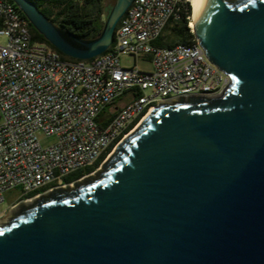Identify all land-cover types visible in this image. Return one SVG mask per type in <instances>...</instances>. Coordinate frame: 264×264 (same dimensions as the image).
Listing matches in <instances>:
<instances>
[{
    "label": "water",
    "instance_id": "obj_1",
    "mask_svg": "<svg viewBox=\"0 0 264 264\" xmlns=\"http://www.w3.org/2000/svg\"><path fill=\"white\" fill-rule=\"evenodd\" d=\"M133 1L115 0L100 36L82 41L12 0L78 61L107 51ZM191 31L229 79L222 94L155 107L97 179L0 229V264H264V0H207Z\"/></svg>",
    "mask_w": 264,
    "mask_h": 264
},
{
    "label": "built area",
    "instance_id": "obj_2",
    "mask_svg": "<svg viewBox=\"0 0 264 264\" xmlns=\"http://www.w3.org/2000/svg\"><path fill=\"white\" fill-rule=\"evenodd\" d=\"M181 3L134 0L105 53L69 62L32 41L29 23L12 0H0V221L5 193L20 192L11 210L82 181L88 174L65 180L118 140L111 152L155 107L222 94L229 79L195 39L191 45H151L170 21L180 19ZM127 57L134 64L121 66ZM140 57L150 71L136 67Z\"/></svg>",
    "mask_w": 264,
    "mask_h": 264
},
{
    "label": "trees",
    "instance_id": "obj_3",
    "mask_svg": "<svg viewBox=\"0 0 264 264\" xmlns=\"http://www.w3.org/2000/svg\"><path fill=\"white\" fill-rule=\"evenodd\" d=\"M38 10L57 28L64 34L82 41H90L98 38L103 29V22L99 20L98 14L101 11V4L103 0H31ZM181 14L178 21H170L164 32L167 33V41L164 42L163 37L160 36L155 42L157 47L162 46H174L176 44L191 45L194 39L193 35L189 33L187 28L188 20L190 16V7L188 1L182 0ZM110 10V9H109ZM109 12V11H108ZM108 12L106 16L108 15ZM117 29V27H116ZM115 29V30H116ZM29 32L31 39L34 42L46 44L51 47L41 35H39L30 25ZM57 52L60 58L64 61L76 62L72 58L62 55L60 52L51 47ZM138 120L132 123L128 128L130 130ZM118 141V140H117ZM111 145L110 148L104 153L92 166L80 169L73 174H70L66 178V182L70 183L83 175H87L93 172L102 162L105 155L108 154L111 148L115 145ZM37 194L34 192L27 196L30 198Z\"/></svg>",
    "mask_w": 264,
    "mask_h": 264
},
{
    "label": "rangeland",
    "instance_id": "obj_4",
    "mask_svg": "<svg viewBox=\"0 0 264 264\" xmlns=\"http://www.w3.org/2000/svg\"><path fill=\"white\" fill-rule=\"evenodd\" d=\"M225 1L228 2V3H232L235 0H225ZM114 2H115V0H103L102 1L101 11L98 14V18H99L100 21L103 22V26H104V23H105V20H106V17H107L106 14H107L108 11H110L109 9H111V7L113 6ZM189 20H190V16H189V19H188V23H189ZM187 28L189 29L188 24H187ZM157 40H155L153 43H151V45L152 46H156L155 42ZM3 42H4V40L0 38V44H2ZM133 64H134L133 58L127 57V58H121L120 59V65L121 66L131 67ZM136 67L139 70L145 71V72H148V71L151 70L150 64L145 62L143 57H140L138 62H136ZM136 126H135V128H136ZM135 128H133L132 131ZM50 141H51V139H43L42 140L43 144H48ZM108 162H109V160H108ZM108 162H106L104 165L101 164L100 166H98L93 172L89 173L88 176L85 179H83L82 181H80L78 183L73 184V186L71 188H66L65 192L70 193V192L78 189V187L80 185L88 184L91 181L97 179L99 177V175L102 173V170H103L104 166ZM19 198H20V192H19L18 189L12 190V191L7 192V193L4 194V202H3L2 206H1V210H2L3 213H5V217L0 221V226L3 225V224L4 225H8L9 222L12 219H14V218H16L18 216V214H16V213H17L19 207H15L14 209H11V210H10V207L13 204L17 203L20 200ZM23 198H26V197H23ZM29 208H30V206H28V207L23 206L22 207L23 210H27Z\"/></svg>",
    "mask_w": 264,
    "mask_h": 264
},
{
    "label": "bare ground",
    "instance_id": "obj_5",
    "mask_svg": "<svg viewBox=\"0 0 264 264\" xmlns=\"http://www.w3.org/2000/svg\"><path fill=\"white\" fill-rule=\"evenodd\" d=\"M188 1V4H189V7H190V20H189V23H188V26H189V29L193 30L194 29V23L196 22V17H197V14L199 13L200 9H201V6L203 4V2L207 1V0H187ZM153 110H150L147 115L137 124L136 128L138 126H140V124L142 123V121L147 117L149 116V114L152 112ZM116 148L115 147L108 155V157L106 158V160L104 161V164L106 162H108V160L111 159L112 155L116 152ZM73 186V184L67 186L66 188H71ZM39 199H33V200H29L25 203H23L22 205L23 206H33ZM4 226H7V225H2L0 227V229Z\"/></svg>",
    "mask_w": 264,
    "mask_h": 264
},
{
    "label": "crops",
    "instance_id": "obj_6",
    "mask_svg": "<svg viewBox=\"0 0 264 264\" xmlns=\"http://www.w3.org/2000/svg\"><path fill=\"white\" fill-rule=\"evenodd\" d=\"M161 36L163 37V40H164V42L166 43V42H168L167 41V38H166V36H167V33L166 32H162V34H161Z\"/></svg>",
    "mask_w": 264,
    "mask_h": 264
},
{
    "label": "flooded vegetation",
    "instance_id": "obj_7",
    "mask_svg": "<svg viewBox=\"0 0 264 264\" xmlns=\"http://www.w3.org/2000/svg\"><path fill=\"white\" fill-rule=\"evenodd\" d=\"M23 212H24V210L22 209V207H19V208H18V211H17L16 214L21 215ZM1 226H2V225H1ZM1 226H0V227H1Z\"/></svg>",
    "mask_w": 264,
    "mask_h": 264
}]
</instances>
